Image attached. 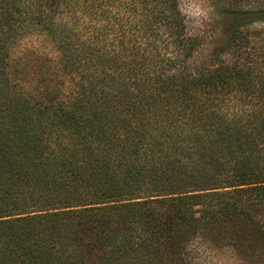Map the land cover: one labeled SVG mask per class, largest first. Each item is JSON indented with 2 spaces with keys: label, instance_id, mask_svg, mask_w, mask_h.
I'll use <instances>...</instances> for the list:
<instances>
[{
  "label": "trees",
  "instance_id": "1",
  "mask_svg": "<svg viewBox=\"0 0 264 264\" xmlns=\"http://www.w3.org/2000/svg\"><path fill=\"white\" fill-rule=\"evenodd\" d=\"M217 1L233 58L191 67L180 0H0V264H170L197 223L264 258V45L241 29L264 3ZM34 33L51 78L17 53Z\"/></svg>",
  "mask_w": 264,
  "mask_h": 264
},
{
  "label": "rangeland",
  "instance_id": "2",
  "mask_svg": "<svg viewBox=\"0 0 264 264\" xmlns=\"http://www.w3.org/2000/svg\"><path fill=\"white\" fill-rule=\"evenodd\" d=\"M249 3L241 5V10H247L249 8L255 7L256 4H263L264 0H248ZM247 1V2H248ZM217 0H180V9L185 17V28L184 34L185 38H198L193 50L191 51L189 57V63L191 67L201 66V63L206 59H210L211 55L216 57L212 58L220 62H229L232 60V50L228 47L225 48V42L228 34L236 28L241 22L239 17L241 15L235 16L234 14L224 11L222 13L219 5H217ZM262 2V3H261ZM140 6V5H139ZM105 10L108 11L106 18L103 22H117V19L123 18L124 9H119L116 7L115 3L110 1L104 5ZM141 10V8H140ZM139 10V14L141 11ZM226 10V9H225ZM80 16V14H79ZM71 17V16H70ZM69 17L68 20L71 21ZM94 22H98L94 16H90ZM90 17L81 19L83 28L84 24L90 20ZM98 18V17H97ZM128 18V14L126 15ZM141 17L138 16V20ZM129 21V19H128ZM242 32H245L250 39L246 41V45L251 47L254 42L264 45V23L252 22L242 28ZM164 31L160 32L159 36L161 38L164 36ZM143 34V33H142ZM115 33L110 32V39L115 38ZM129 32H128V35ZM135 37L138 42L144 43L145 36H140V32L136 31ZM259 38V39H258ZM245 50V46L243 47ZM18 55H27L26 61H31L29 65V72L35 80V71L37 63H43L46 66V72L49 73L48 77L51 76L48 70L54 69V71L59 68L57 64L59 57V50L56 49L53 42L49 40L48 37L43 34L34 33L32 35L24 38L17 48ZM44 61V62H43ZM46 62V63H45ZM32 64V66H31ZM57 64V65H56ZM209 66V65H208ZM32 68V69H31ZM48 69V70H47ZM58 70V69H57ZM51 71V70H50ZM175 69H165V74H173ZM56 73V72H54ZM51 78V77H49ZM65 86L64 91H68L67 88L72 86V81L64 78ZM200 214H197L199 216ZM202 223H197L196 234H192L188 238H184L182 243H180V251L178 255L169 256L170 264H264V258L261 261H242L235 254L228 240L223 238V236L218 235H208L207 237L203 234V229L201 227ZM216 241H210L211 238ZM220 244L219 248L215 247V244ZM232 244V243H231ZM160 254V251L156 252ZM172 254L169 251V255ZM166 255V254H165ZM157 261L161 262L165 257L161 255L154 257Z\"/></svg>",
  "mask_w": 264,
  "mask_h": 264
}]
</instances>
